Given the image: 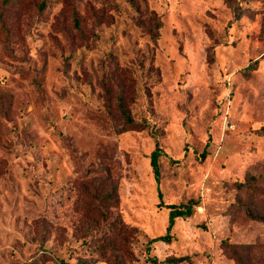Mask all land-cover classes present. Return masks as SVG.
<instances>
[{"label":"rangeland","instance_id":"rangeland-1","mask_svg":"<svg viewBox=\"0 0 264 264\" xmlns=\"http://www.w3.org/2000/svg\"><path fill=\"white\" fill-rule=\"evenodd\" d=\"M263 126L264 0H0V264H264Z\"/></svg>","mask_w":264,"mask_h":264},{"label":"trees","instance_id":"trees-1","mask_svg":"<svg viewBox=\"0 0 264 264\" xmlns=\"http://www.w3.org/2000/svg\"><path fill=\"white\" fill-rule=\"evenodd\" d=\"M258 61H255L252 65H249L247 68L243 69V72H245L246 74H249L251 71L256 70V65H257ZM123 115L126 118V122L127 124H133V120L130 117V114L125 111L124 108L121 109ZM258 132L261 133L262 135H264V126L261 127L260 129H258ZM165 155V152L163 151V149L157 145L155 150L153 151L152 155H151V166L153 168V173H154V177L157 183V189L159 192V196L162 197L161 194V158ZM255 178L254 179H249L247 182L244 183H237V186L240 190H242L243 188H252L253 187V183H255ZM83 190L85 192H89V187L85 186L83 187ZM95 193L99 194L101 196V194L98 192V190L95 191ZM106 198L112 199L114 200V202L116 204L119 203V199L117 196V190L113 189V192L108 193L105 195ZM104 198L103 201L106 199ZM96 200V199H95ZM95 200L92 199L93 202H95ZM159 206H163V204L161 203ZM196 204L195 203H190L188 205H166V208L170 210V219H169V226H168V231L171 230V228L173 227L175 220L179 217H184V218H188L191 217L194 213V208H195ZM89 210L91 211V213L95 214V213H99L102 212V208L101 206H99L97 204L90 207ZM247 215L252 217L255 220L258 221H263L264 222V211L262 213H254L252 210H248L246 211ZM112 228L114 231L120 230V234H125V235H132L134 234V229L132 227H130L129 225H126L122 222L120 223H114L112 225ZM170 237L169 234L165 235V236H161V237H157L155 238L152 242H157V241H169ZM117 243V240H111L108 242V244L112 247H115ZM131 250V251H130ZM125 254V257L128 259L133 258V254H132V249L131 247L129 248V251L126 249L123 251ZM106 253L103 252V258L106 259L105 257Z\"/></svg>","mask_w":264,"mask_h":264}]
</instances>
